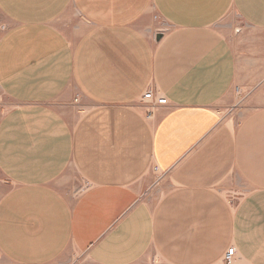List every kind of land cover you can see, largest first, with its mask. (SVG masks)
I'll return each mask as SVG.
<instances>
[{
    "label": "crops",
    "instance_id": "0c3cea01",
    "mask_svg": "<svg viewBox=\"0 0 264 264\" xmlns=\"http://www.w3.org/2000/svg\"><path fill=\"white\" fill-rule=\"evenodd\" d=\"M232 248L264 264V0H0V264Z\"/></svg>",
    "mask_w": 264,
    "mask_h": 264
},
{
    "label": "built area",
    "instance_id": "2783aa9c",
    "mask_svg": "<svg viewBox=\"0 0 264 264\" xmlns=\"http://www.w3.org/2000/svg\"><path fill=\"white\" fill-rule=\"evenodd\" d=\"M144 98L147 101L155 102L157 105H167L168 104V100L165 97L155 100V97H154L152 92L146 93ZM234 254H235V248H232L228 251V254L226 257V263L227 264H232Z\"/></svg>",
    "mask_w": 264,
    "mask_h": 264
}]
</instances>
